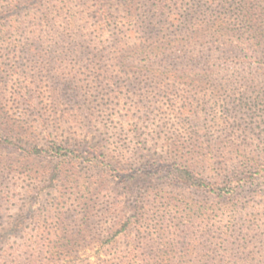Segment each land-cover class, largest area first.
<instances>
[{"label":"rangeland","instance_id":"374dc122","mask_svg":"<svg viewBox=\"0 0 264 264\" xmlns=\"http://www.w3.org/2000/svg\"><path fill=\"white\" fill-rule=\"evenodd\" d=\"M230 2L0 0V264H264V0Z\"/></svg>","mask_w":264,"mask_h":264},{"label":"trees","instance_id":"16d2710c","mask_svg":"<svg viewBox=\"0 0 264 264\" xmlns=\"http://www.w3.org/2000/svg\"><path fill=\"white\" fill-rule=\"evenodd\" d=\"M235 3V2H234ZM242 2H241V0H239V2H236L234 5H233V3H229V8L231 9L233 6L236 8V10H238L239 11V17L241 18V19H243V20H245L246 21V23H249V24H251L252 23V20H253V17L252 16H248L249 14H247L243 9H242V7L244 6V4L242 5L241 4ZM242 10H243V15L241 16V12H242ZM246 13V14H245ZM217 21H221V20H219V19H217ZM164 32V31H163ZM212 31L210 30V29H204V30H200V31H196L195 33H192L191 35L192 36H194L192 39H195V38H200V37H205V35L206 34H209V33H211ZM250 33H252V34H255L256 36H258V37H260V39H262L263 37H264V31H260V32H257V30L256 29H253L252 27L250 28V31H249ZM165 37V36H164ZM257 37V38H258ZM167 43H166V45L168 44L169 46L168 47H170V49L171 48H173V47H175V45H173V43H170V42H168V41H166ZM179 41L178 40H175L174 41V43H178ZM165 43V42H164ZM163 42H160V44L158 45V46H153V44H149V45H147L146 47H145V50L147 51V52H154V51H158L159 52V54H161V53H163V51H165V50H163V48L162 47H164L165 48V44H164ZM183 43V42H182ZM182 43L180 44V46H178V47H183L184 46V44L182 45ZM155 45V44H154ZM137 48H139V47H136L135 48V50L137 49ZM161 50H163L162 52H161ZM193 61V62H192ZM190 62H191V64L192 65H194V63L195 64H197V62L196 61H194V60H190ZM178 147V146H177ZM195 147V149H196V146H194ZM193 147V148H194ZM71 153H73V152H71V151H67V152H64L63 154L62 153H60L59 151H57L55 148H52L51 150H50V154L52 155V156H54V157H63V158H67L68 157V159L70 158L69 156L71 155ZM70 154V155H69ZM248 168V169H247ZM244 170H250L251 171V169H255V168H253V166H252V168H249V167H244L243 168ZM242 169V170H243ZM240 170H241V168L239 167V166H236L235 168H233L231 171H232V177H233V179L231 178L230 179V182L229 183H227L226 184V188H228L229 187V189L230 190H228V192H230V191H235V190H237L238 188H240V187H242L243 185H245L246 183H247V181H248V178H246L245 177V175L244 176H242L243 175V173H244V171L243 172H241L240 173ZM173 175H175L174 176V178L178 181V183H181V184H190V185H195L196 187H201L202 186V180L198 177V176H194V172L195 171H193V168H190V167H186V166H181V168H174L173 169ZM141 176V178L144 180L145 178H146V176L148 175V173H146V172H144V173H141L140 174ZM250 177H252V176H250ZM242 182V183H241ZM233 194V196H234V192L232 193ZM133 209H135V207L133 208ZM137 211V210H136ZM137 213V212H136ZM138 214V213H137ZM135 217V216H134ZM127 225V224H126ZM122 229H124V228H122ZM187 251L186 252H188V250L189 249H186ZM184 251V250H183ZM169 258H171L170 256H169Z\"/></svg>","mask_w":264,"mask_h":264}]
</instances>
